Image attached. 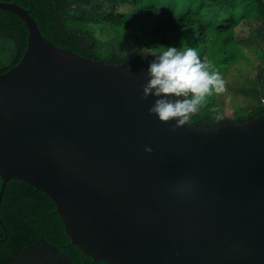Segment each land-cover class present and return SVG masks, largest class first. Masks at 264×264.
Listing matches in <instances>:
<instances>
[{
  "label": "water",
  "instance_id": "95a60500",
  "mask_svg": "<svg viewBox=\"0 0 264 264\" xmlns=\"http://www.w3.org/2000/svg\"><path fill=\"white\" fill-rule=\"evenodd\" d=\"M0 8L28 27L0 73V205L11 177L45 191L94 261L264 264V112L173 132L142 99L147 67L81 55L29 8Z\"/></svg>",
  "mask_w": 264,
  "mask_h": 264
},
{
  "label": "trees",
  "instance_id": "16d2710c",
  "mask_svg": "<svg viewBox=\"0 0 264 264\" xmlns=\"http://www.w3.org/2000/svg\"><path fill=\"white\" fill-rule=\"evenodd\" d=\"M0 1L29 8L45 37L81 55L148 68L168 46L192 47L222 77L240 60L254 64L255 58L247 54V40L236 29L256 20L257 32L249 42L261 64L256 79L247 80L249 100L240 111L226 113L214 94L190 117V123L206 127L222 121L240 123L264 112V0ZM27 44L25 20L0 8V73L20 61ZM218 114L223 119L217 120ZM2 181L0 175V188ZM0 216L6 226L0 223V264H55L36 255L42 241L59 247L64 264H110L94 261L73 243L54 200L21 178L7 181Z\"/></svg>",
  "mask_w": 264,
  "mask_h": 264
},
{
  "label": "clouds",
  "instance_id": "9594fccd",
  "mask_svg": "<svg viewBox=\"0 0 264 264\" xmlns=\"http://www.w3.org/2000/svg\"><path fill=\"white\" fill-rule=\"evenodd\" d=\"M147 74L142 85V99L156 97L148 109L149 114L156 115L164 123L175 120L171 127L173 132L188 124L190 117L207 103L208 97L227 90L221 73L213 70L206 60L202 61L198 50L192 47H166L149 64ZM216 119H223V116L218 114ZM144 150L153 151L150 146Z\"/></svg>",
  "mask_w": 264,
  "mask_h": 264
},
{
  "label": "rangeland",
  "instance_id": "374dc122",
  "mask_svg": "<svg viewBox=\"0 0 264 264\" xmlns=\"http://www.w3.org/2000/svg\"><path fill=\"white\" fill-rule=\"evenodd\" d=\"M250 24L242 23L237 27V33H240L244 36L247 54L252 58H255L252 63H247L245 60H240L233 64L228 72L223 75V79L226 85V92L217 95V104L222 111L226 113H236L240 111V106H243L249 100V95L245 92L247 80L256 79L259 69V64H261L260 58H257L253 52V43H250L254 36V33L257 32L256 20H252ZM264 75V72L262 73ZM249 80V82H251ZM258 80V79H257Z\"/></svg>",
  "mask_w": 264,
  "mask_h": 264
},
{
  "label": "flooded vegetation",
  "instance_id": "af4514ba",
  "mask_svg": "<svg viewBox=\"0 0 264 264\" xmlns=\"http://www.w3.org/2000/svg\"><path fill=\"white\" fill-rule=\"evenodd\" d=\"M55 247H57V249H55ZM38 250H39V252H37L36 255L44 256L45 260L50 259L55 264H58V263L62 264L63 263L62 256H61L62 254L61 255L59 254V247L58 246L52 245V244L50 245L46 241H42V244H41V246L38 247ZM56 260H58L59 262L56 263Z\"/></svg>",
  "mask_w": 264,
  "mask_h": 264
}]
</instances>
